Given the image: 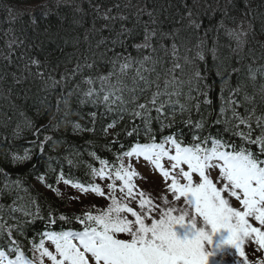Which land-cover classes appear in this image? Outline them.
<instances>
[{
	"label": "trees",
	"instance_id": "trees-1",
	"mask_svg": "<svg viewBox=\"0 0 264 264\" xmlns=\"http://www.w3.org/2000/svg\"><path fill=\"white\" fill-rule=\"evenodd\" d=\"M145 57L151 58L146 68L158 61L155 67L161 72L178 62L181 67L173 75L184 81V94L172 97L179 102L166 106L169 118L174 107L176 122L161 130L154 120L155 141L179 132L188 146L197 134L239 145L241 138L229 130L238 123L233 110L251 117L253 139L260 135L264 0H0V225L5 227V251L7 228L27 256L44 231L82 229L71 217L84 213L70 210L69 202L52 192L60 175L93 184L91 169L99 168L101 159L114 171L117 157L151 141L143 131L127 135L134 125L142 127L132 114L138 109L116 99H130L117 82L132 87L137 62ZM125 58L131 67L123 75ZM105 76L109 79L102 82ZM90 88L91 96L86 95ZM155 90L153 86L136 103H145ZM188 119L191 124L185 123ZM202 119L204 129L195 128ZM240 129L246 132L248 126ZM245 147L259 151L258 145ZM25 155L28 159H17ZM22 208L43 219L34 220ZM60 215L70 219L60 221ZM49 216L56 223L49 224Z\"/></svg>",
	"mask_w": 264,
	"mask_h": 264
},
{
	"label": "snow or ice",
	"instance_id": "snow-or-ice-1",
	"mask_svg": "<svg viewBox=\"0 0 264 264\" xmlns=\"http://www.w3.org/2000/svg\"><path fill=\"white\" fill-rule=\"evenodd\" d=\"M173 54L175 55V45ZM149 60L150 57H145L144 60L137 62L140 66L132 77V87L129 88L123 81L117 82L118 85H122L119 88L121 94L127 90L131 94L130 99L124 101L122 95L116 99L122 104L133 103L138 109L132 114L141 119L142 127L134 125L127 135L136 133L139 136L143 131L152 142L137 143L122 156L117 157L120 163L114 171L109 168V162L103 159L100 160L99 168L91 169L93 179L99 177L101 180L111 181L106 185L111 190L107 194L111 203L106 208L98 210L96 214L87 211L82 216L71 217L84 226L82 231H44L39 242L32 245L34 252L39 253V256L33 259H29L19 247L17 240L12 238V228H7V251L4 250L5 227L0 225V264H45V257L51 264H209V258L216 254L217 248L222 250L224 246H231L240 257H244L240 264H248L243 247L246 241L250 243L254 241V245L264 249V230L261 227H253L248 219L251 217L259 225L264 226V125L257 121L261 133L253 139L251 117H241L233 110L232 115L238 123L229 130H232L233 136L241 138L242 143L239 145L213 139L210 135L197 134L193 136L191 146H182L183 140L179 132L164 136L163 142L156 143L152 123L154 120L159 122L163 130L176 122L174 107L169 118L166 106L179 102L173 101L172 97L184 94V81L177 80L173 75L174 69L181 67L178 62H174L172 69L161 72L155 67L158 61H152L153 66L146 68L144 63ZM33 63L39 64L38 61ZM129 67L131 63L125 58V62L120 65L121 74L126 75L124 70ZM100 79L106 82L109 77ZM86 83L91 85L93 80L89 79ZM188 85V98L191 100L192 82L188 81ZM153 86L156 90L151 93L150 98L145 103H136L139 97ZM92 94L93 90L90 88L86 95ZM110 95L111 91L104 95L103 99L109 101ZM196 108L199 110L198 104ZM153 109L155 116L152 115ZM180 110L184 112L185 105L181 104ZM185 123L191 124L192 121L188 119ZM240 125H247L248 131L241 130ZM112 127L115 125L110 124L109 128ZM194 127L203 130L205 127L203 119ZM209 141L211 146L207 147ZM245 144L258 145L259 151L254 153L251 147H245ZM125 157H143L158 169L164 182L171 181L166 190L162 187L160 191L162 194L165 191L171 193L172 198L169 199L168 195L163 194L160 197L162 203H154L153 199L146 198L145 191H140L137 201V193L133 191L135 188L133 177L136 173L131 170L130 163L127 166L124 164ZM165 158L170 162L171 170L164 167L162 161ZM17 159H28V156ZM183 165L187 166V171ZM216 169L219 172L217 183H214L210 175L211 170ZM194 173L198 176L195 182ZM39 179L43 181L44 178L41 176ZM59 180H63L66 185L71 184L73 188L85 194L91 193L100 197L106 195L99 184L85 186L65 179L63 174ZM116 181L122 182L119 191L123 195L119 198L114 195ZM48 187L52 188V185L49 184ZM53 191L60 195L58 190ZM232 197L242 205L243 210L230 205L229 199ZM181 201L182 203H177ZM133 202L138 203V209L130 206ZM20 210L24 211L25 215H33L34 220L43 219L38 212L30 213L26 208ZM12 211L17 209L13 208ZM58 219L66 221L70 218L60 215ZM201 221L202 226L197 227ZM48 223H56V218L49 216ZM177 226L184 228L186 233H191V238L181 239L176 231ZM209 226L210 231L206 230ZM222 230L227 231L229 235L219 245H215L213 236ZM46 241L50 242L49 247L54 246V251L45 246ZM254 245H251L253 255L256 252ZM260 264H264V261H260Z\"/></svg>",
	"mask_w": 264,
	"mask_h": 264
},
{
	"label": "rangeland",
	"instance_id": "rangeland-1",
	"mask_svg": "<svg viewBox=\"0 0 264 264\" xmlns=\"http://www.w3.org/2000/svg\"><path fill=\"white\" fill-rule=\"evenodd\" d=\"M95 104V103H94ZM97 104V103H96ZM107 104V103H106ZM174 154V152H173ZM132 165V171L136 173L133 177V183L135 185L134 192L137 193V201L139 200L138 193L140 191L146 192V198L153 199L154 203H162V199L160 198L163 194L168 195L169 199L172 198L171 193H167L166 191L162 194L161 188L163 187L165 190L167 185L171 183V181L164 182L163 177L160 175L158 169H156L153 165H151L148 161H145L143 157H133V158H124V164L127 166L128 164ZM162 163L164 167L168 170H171V164L165 158ZM185 171H187V166L183 165ZM219 170H211L210 178L213 179L214 183H217ZM173 175L175 173H172ZM194 182L198 180L197 174H193ZM185 183V181H181ZM111 183L109 180H101L99 177L96 178V184H99L102 190L105 191L106 195L104 197L97 196L95 194H85L76 188H68L64 185H60L58 187V191L61 197L68 199L70 208L73 210H80V211H91L93 214H96L98 210L102 208H106L107 205L111 203V200L108 198V193L111 191L106 187L107 184ZM122 186V182L116 181V190L114 195L119 198L122 193H120L119 189ZM220 184L218 183V187ZM226 198L227 195L225 194ZM183 199V198H182ZM178 204L182 203L177 202ZM230 205L236 207L238 210H243L242 205L239 202L235 201V198L232 197L229 199ZM130 206L138 209V203L133 202ZM130 216V214H129ZM131 218V217H130ZM134 219V218H133ZM249 223L252 224L253 227H261L264 230V226L259 225L257 221H254L251 217L248 218ZM202 226V221L197 227ZM210 231V226L206 229ZM176 231L181 239L191 238V233H186L185 229L177 226ZM123 235V234H121ZM229 233L225 230H222L220 233L213 236V243L215 245H219L222 240L228 237ZM50 242H46L45 246L49 247ZM254 245V241L251 243L246 241L244 244L245 249V256L248 258V264H260V261H264V249L260 248L259 245H254L256 248V252L252 254V246ZM50 251H54V246L49 247ZM211 250V247L209 248ZM39 253L36 252L34 257H38ZM244 257H240L238 252L232 248L231 246H224L223 249L217 248L216 254L209 258V264H240ZM45 264H51L50 261L47 260L45 257Z\"/></svg>",
	"mask_w": 264,
	"mask_h": 264
}]
</instances>
